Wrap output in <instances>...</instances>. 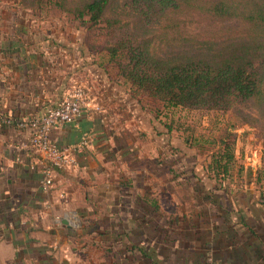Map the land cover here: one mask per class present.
I'll return each mask as SVG.
<instances>
[{"label": "crops", "instance_id": "1", "mask_svg": "<svg viewBox=\"0 0 264 264\" xmlns=\"http://www.w3.org/2000/svg\"><path fill=\"white\" fill-rule=\"evenodd\" d=\"M1 16V114L39 116L82 76L90 104L77 120L51 130L59 146L87 142L73 168L53 172L48 192L39 186V168L29 167L35 155L26 134L0 127V264H112L104 250L112 244L106 227L94 230L92 222L117 211L120 187L140 183L138 171L142 193L180 221V242L162 245L167 264H264V186H254L253 167L244 161L240 182L232 169L221 185L206 175L205 163L188 162L196 157L184 144V130L144 108L117 67L108 65L110 57L89 50L67 20L13 7ZM138 223L125 219L119 246L142 245Z\"/></svg>", "mask_w": 264, "mask_h": 264}, {"label": "trees", "instance_id": "2", "mask_svg": "<svg viewBox=\"0 0 264 264\" xmlns=\"http://www.w3.org/2000/svg\"><path fill=\"white\" fill-rule=\"evenodd\" d=\"M111 2L75 0L70 9L79 19L87 17L96 24L104 18ZM65 3L60 0L57 6L64 8ZM182 4L200 16L240 22L250 33L219 43L207 39V51L196 41L190 46L186 39L181 51L159 54L153 41L158 39L156 32L171 28L163 18ZM124 6L133 12L136 24L155 27V33L150 31L149 35L143 30L139 35L123 34L108 48L118 73L134 88L133 95L139 101L137 91L159 100L164 108L227 111L234 101H240L264 118V0H124ZM213 44L220 47L213 48ZM120 51L124 53L123 60L117 58ZM187 140L185 137V144ZM223 158L214 156L205 166L210 171L208 176L219 179L220 184L230 178L233 169L228 162L233 160V154H226L224 163ZM134 177L140 183L120 187L117 211L108 219L96 218L92 228L106 227L104 233L112 244L104 250L110 254L112 264H167L161 252L163 247L172 248L180 242L179 218L161 212L158 200L147 191L142 193L143 175L139 171L134 172ZM130 196L135 199L130 200ZM90 204L94 207L91 201ZM125 219L139 222L142 245L123 248L117 244V238L127 234Z\"/></svg>", "mask_w": 264, "mask_h": 264}, {"label": "rangeland", "instance_id": "3", "mask_svg": "<svg viewBox=\"0 0 264 264\" xmlns=\"http://www.w3.org/2000/svg\"><path fill=\"white\" fill-rule=\"evenodd\" d=\"M65 1V7L60 8L57 6L60 0H0V18L10 7L39 18L60 16L82 33L87 48L93 53L97 52L103 60L109 59L108 48L123 34L139 35L145 32L149 35L150 31L155 33V27H151L152 25L142 27L135 23L133 12L124 6V0H112L104 18L96 24L88 21L87 17L79 19L72 13L70 8L75 0ZM163 20L171 28L167 31H157L158 39H153L157 51L162 55H167L176 49L181 51L187 43L186 39L190 46H193L192 41H196L202 44L204 51H207L210 47L204 43L207 39L213 38L219 43L250 33L247 26L240 22L200 16L185 8L183 4L176 11L168 12ZM211 47H220V45L213 44ZM117 58L125 59L124 53L120 51ZM112 62L113 64L109 62L111 64L108 65L116 66L115 61ZM136 94L141 105L149 108L156 118L159 115L166 117L172 120L174 128L184 130L188 139L186 145L196 157L189 160V163L199 162L207 166L214 156L219 155L224 156L221 160L224 163L225 155L231 153L233 160L228 162L233 166L237 182L242 179L240 168H244L245 161L248 168L253 167L251 173H253L254 186L256 188L264 186V118L254 108L240 101H234L227 111L164 108L159 100L150 99L138 91ZM234 150L237 151L236 159H234ZM257 163L260 165L258 166ZM205 172L208 176L210 171L205 170Z\"/></svg>", "mask_w": 264, "mask_h": 264}, {"label": "built area", "instance_id": "4", "mask_svg": "<svg viewBox=\"0 0 264 264\" xmlns=\"http://www.w3.org/2000/svg\"><path fill=\"white\" fill-rule=\"evenodd\" d=\"M89 104L90 87L86 77L82 76L72 82L70 90L58 105L48 107L39 116L16 118L0 113V127L11 126L26 134L29 148L35 155L29 167L39 168V186L43 191L48 192L54 187L55 170H68L77 164L75 154L81 151L87 142L82 139L74 144L59 146L51 138V130L77 120ZM55 219L61 223L60 216L57 215Z\"/></svg>", "mask_w": 264, "mask_h": 264}]
</instances>
